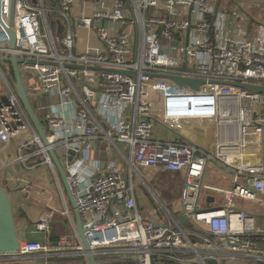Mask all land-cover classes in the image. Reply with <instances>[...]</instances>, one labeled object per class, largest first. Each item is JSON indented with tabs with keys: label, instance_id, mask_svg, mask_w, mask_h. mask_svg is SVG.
Returning <instances> with one entry per match:
<instances>
[{
	"label": "built area",
	"instance_id": "2783aa9c",
	"mask_svg": "<svg viewBox=\"0 0 264 264\" xmlns=\"http://www.w3.org/2000/svg\"><path fill=\"white\" fill-rule=\"evenodd\" d=\"M106 1L80 0L90 14L74 17L75 0H0L3 25L15 34L10 50L0 27V58L21 59L22 76L33 71L52 101L36 116L47 128L44 146L17 99L11 65L7 74L0 65L2 148L32 134L14 163L41 166L57 180L53 150L95 257L264 264V92L229 84L264 87V1L258 17L239 0ZM165 76L201 84L178 87ZM149 169L183 173L181 212L156 197L150 214L137 207L135 177L149 189L139 172ZM57 201L68 214L62 190ZM50 203L35 224L42 239L20 242L0 264L25 256L86 259L80 241H51L58 210Z\"/></svg>",
	"mask_w": 264,
	"mask_h": 264
},
{
	"label": "crops",
	"instance_id": "0c3cea01",
	"mask_svg": "<svg viewBox=\"0 0 264 264\" xmlns=\"http://www.w3.org/2000/svg\"><path fill=\"white\" fill-rule=\"evenodd\" d=\"M108 2L110 5L111 1L108 0ZM72 8V16L74 17L82 14H90L89 10L83 11L80 0H75ZM78 42L84 44L83 38L79 39ZM88 44L91 47L98 46L94 40H91ZM27 88L28 93L29 91L34 92L33 100H35V102L37 100H43L44 102L37 111L40 110L42 105L48 106L52 102L47 95L40 91V85L34 87V85L28 84ZM31 136L32 134H27L15 137L6 148H2L0 144V188L8 192L10 196L11 206L14 212L15 228H17L21 242L24 240L40 241L43 235L37 232L35 224L39 222L41 216L46 214L45 212L49 210L47 209V204L52 202L50 204H52L58 212L52 214V219L50 221L51 241L56 242L58 236L66 235L69 243L77 244L79 237H77L76 233L74 213L70 207H67L69 209L68 214L67 212H60L65 208H63L61 202L58 203L57 201V197H59L60 191L62 190L61 181H58L59 176H57L56 180L54 175L46 168L40 166L32 169H24L21 168L20 165L14 163L16 150L23 141L31 139ZM101 158L104 159L103 156H101ZM4 163L6 165L2 166ZM26 186L29 187L27 188ZM72 256L75 255L52 256L46 259L39 258L38 256H25L19 263L14 264H61V259H68ZM82 257L84 258V256ZM83 262L84 264H88L85 258ZM103 264L126 263L115 256L114 259L109 258V260Z\"/></svg>",
	"mask_w": 264,
	"mask_h": 264
},
{
	"label": "water",
	"instance_id": "95a60500",
	"mask_svg": "<svg viewBox=\"0 0 264 264\" xmlns=\"http://www.w3.org/2000/svg\"><path fill=\"white\" fill-rule=\"evenodd\" d=\"M0 27L4 28L5 33L8 38V46L10 50H13L15 48V34L12 30L6 28L3 25V22L1 20V13H0ZM58 31L57 34H61L63 28L57 22ZM0 61H4L11 65V69L13 72V78H14V91L17 96L18 101L22 103V106L28 116V118L31 121L32 127L34 131L36 132L37 136H40L41 142L44 146H48L47 141V128L43 127L40 123L39 119L36 117L34 108L32 106V102L29 99L27 88L23 82V76L19 69V63L22 61L21 59H17L14 55H10L9 57H1ZM70 67V66H69ZM81 69V67H78ZM126 76L134 77V73L132 72H122ZM168 79H171L178 87H184L187 86L191 88L192 90H197L198 86L201 84L198 80H192V79H186V78H177L174 76H165ZM163 77V78H165ZM233 87H242L244 89H247L251 92H264V87H253L248 84H231ZM48 154H50V157L52 159L55 171L58 173L62 188L65 191L66 197L69 202V207L71 208L72 212L75 216V226H76V233L79 237L80 243L84 246V252L83 255L86 257V261L88 264H98L95 261V253L91 250L89 244L85 240L84 237V229L83 226H81V220L79 217V213L77 211V208H75V204L73 201L71 190H69V187L67 185V178L66 173L63 170V167L61 163L59 162V159L57 158L56 154H54L52 149H48ZM70 155L69 159L73 156L72 152H68ZM179 221L181 223H184L185 220L182 216L179 217ZM21 242V239L19 237V234L17 232V228H15V221H14V212L12 210L11 206V200L8 192L0 188V255H13L17 254L19 252L20 246L19 243ZM209 264H215V262L211 261Z\"/></svg>",
	"mask_w": 264,
	"mask_h": 264
},
{
	"label": "rangeland",
	"instance_id": "374dc122",
	"mask_svg": "<svg viewBox=\"0 0 264 264\" xmlns=\"http://www.w3.org/2000/svg\"><path fill=\"white\" fill-rule=\"evenodd\" d=\"M245 2L249 5L248 12L251 16H256L260 14V11L263 10V1L264 0H239ZM230 3V1H228ZM233 3V1H232ZM109 6V2L106 1L105 7ZM3 33L0 31V46L4 44L3 41ZM78 52H81V49L84 47L82 42H76ZM1 70L4 74H7L9 69L8 63H1ZM24 82L26 85H40L39 82L36 80L35 73L33 71L23 72ZM13 84V82H10ZM34 92L29 91L30 100L32 101V106L34 108L35 114L37 117L40 115V111H37L42 101H36L34 99ZM44 105H42L43 107ZM37 111V112H36ZM159 132V130H158ZM122 147V146H121ZM120 147V149H121ZM104 155V154H103ZM105 156V155H104ZM144 183L149 188H145V186L138 181V178L135 177V183H139V188H141L142 194L137 197V207L145 213L150 214L152 210L156 207L155 199L156 197L164 206L167 208H171L176 212H181L182 207L180 206V194H181V184L183 181V173H173V172H164L160 169H149V170H140L139 171ZM59 176V175H58ZM60 178H58V181ZM63 190V188L61 187ZM63 196L65 199V204L69 208V202L66 197L65 191L63 190ZM244 202L248 201H241L240 204L244 206ZM154 206V207H153ZM46 209V208H45Z\"/></svg>",
	"mask_w": 264,
	"mask_h": 264
},
{
	"label": "trees",
	"instance_id": "16d2710c",
	"mask_svg": "<svg viewBox=\"0 0 264 264\" xmlns=\"http://www.w3.org/2000/svg\"><path fill=\"white\" fill-rule=\"evenodd\" d=\"M11 76L13 77V72H12V69H11ZM110 259H114V257L112 256H105V255H97V257H95V261L98 263V264H103L105 263L106 261H108ZM59 261V260H58ZM84 258L82 256H72V257H69L68 259H61L60 260V263L61 264H84Z\"/></svg>",
	"mask_w": 264,
	"mask_h": 264
}]
</instances>
